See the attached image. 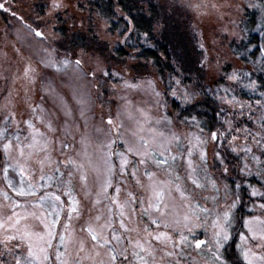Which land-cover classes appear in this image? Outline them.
<instances>
[{
	"label": "snow or ice",
	"instance_id": "obj_1",
	"mask_svg": "<svg viewBox=\"0 0 264 264\" xmlns=\"http://www.w3.org/2000/svg\"><path fill=\"white\" fill-rule=\"evenodd\" d=\"M184 7L197 13L211 9L222 19L225 14L220 10L224 7L229 10L235 8L239 12L243 7L257 5L186 0ZM67 8L64 0H47L42 9L44 15H38L37 20L48 31L33 28L31 24L24 26L42 41H56L60 38V25L65 22L61 13ZM0 9L7 11L2 3ZM261 10L264 12V6ZM19 19L23 20L22 17ZM144 35L147 40L148 34ZM120 36L127 41V33L121 32ZM44 51L48 55L42 61L46 68L60 73L73 63L77 69L81 67L80 59L58 60L54 56L56 49L49 51L45 48ZM261 52L264 53V45ZM98 74L123 80L119 72L101 67L99 61L86 75L95 79ZM38 79L45 94L41 95L40 103L28 104V119L17 120L16 113L9 109L8 104L4 105L6 114L0 116V150L4 157L0 165L4 181V187L0 188V264H183L185 260L192 259L189 249L200 252L207 249L210 262L205 264H227L221 250L232 239L230 229L240 196L227 183L223 185L224 196H219L221 187L208 174L207 153L200 150L207 140L202 138L203 128H199L195 117L192 121L199 128V134L182 135L175 131L173 119L165 114L167 104L160 99L169 93L157 91L153 82L148 81L154 97L153 107L130 108V102L126 101L123 113L118 112L117 116L126 117L127 127L123 121L114 123L109 117L107 128L95 127L90 133L88 99L78 86L70 85L67 94L58 93L51 84L43 82L45 78L40 77L30 63H26L22 71L18 70L13 84L22 82L27 98L30 92H34ZM227 79L239 82L241 76L234 71ZM174 82L177 87L171 89L172 97L183 102L194 98V93L182 85L181 79L174 78ZM122 87L139 88L140 84L124 81ZM244 87L255 90L257 84L250 80ZM228 91L224 89L225 94ZM260 95L264 97V92ZM46 99L51 101V109L44 107ZM220 99L238 110L241 116L247 109V119L258 125L253 132L247 127L235 128L231 120H225L228 127L224 132L210 133L212 141L225 139L232 132L243 133L240 151L244 154V163L240 172L252 175L250 165L264 168V99L256 100L255 109L251 103L242 102L235 96ZM80 121L83 122V131ZM181 123H188V118ZM193 138L195 144L192 143ZM237 139L238 135H231L229 144ZM196 150H200L199 163L192 159ZM231 150L236 152L237 148L232 147ZM256 151L260 154L256 155ZM214 159L224 165L219 152L214 154ZM34 164L39 166L38 184L34 182ZM10 171L19 177L18 181L9 178ZM228 171L226 166L223 167L222 175ZM256 174L264 176V171L258 168ZM129 181L134 182L144 195L137 196L130 190ZM76 183L84 199L97 210L94 216L90 215L81 224L79 233L72 226L74 219L82 218L81 201L74 195ZM53 187L60 194L51 191ZM234 187L240 189L241 185L235 184ZM261 188L264 189V184ZM209 189L212 194L201 197L200 193ZM250 195L264 200V191L254 186ZM62 196L67 197V206ZM201 199L205 202L211 200L213 207L201 204ZM258 207L262 215L243 218L244 231L238 233L236 248L244 264H264V202ZM61 213L66 216V222L61 220ZM49 216L52 217L51 222L47 221ZM32 220L39 221L43 229L36 231L30 223ZM57 225L63 230H58ZM209 225L211 236L196 238L195 230L203 228L207 235ZM132 233L136 234V239L132 238Z\"/></svg>",
	"mask_w": 264,
	"mask_h": 264
},
{
	"label": "rangeland",
	"instance_id": "obj_2",
	"mask_svg": "<svg viewBox=\"0 0 264 264\" xmlns=\"http://www.w3.org/2000/svg\"><path fill=\"white\" fill-rule=\"evenodd\" d=\"M161 1V0H160ZM165 6H169L170 9H175L178 14H182L184 18L190 23L189 27L192 32L196 34L197 41L202 47V75H204V81L208 87V93L212 98L218 99L231 114L236 115L239 118V128H249L255 132L258 128L257 124H253L247 119V109H245V115L241 116L239 111L225 104L220 97L231 98L235 96L238 100L251 103L253 108H256V100L264 99L261 97V93L264 92L260 89V83L257 82L255 75L264 71V53L261 52V46L264 45V12L261 10V6H264V0H212L217 4H228L238 3L247 5L249 3L257 5V7H243L239 12L233 8L229 10L227 7L222 8L220 11L223 12L224 18H220V14L212 11L211 9H202L200 13H197L191 9L184 7L186 0H162ZM68 5L67 11L61 13V19L65 22L60 25L59 36L60 38L56 41H42L39 37H35L30 34L28 29L25 28V24H31L33 28H39L41 31L47 32L48 29L42 23L37 20V16H43L45 4L47 0H0V3L4 4V8L0 9V116L5 113L4 105L8 104L9 109L16 113L17 120H25L29 118L28 104L40 103L41 95L45 92L41 88V80L38 79L35 85L34 92H30L29 96L25 98L22 82L17 81L13 84L14 75L17 74L18 70L22 71L26 63H30L33 68L39 73L40 77H44L45 84H51L58 93L67 94L70 91L71 86H78L80 90L86 94L88 99L87 105V116L89 119V129L91 133L95 127L107 128L106 121L109 117L113 119L114 123L123 121L125 127L128 126V121L125 116L121 115L119 118L117 113H123L126 101L130 102L131 107H153V95L152 91L148 86V81H152L156 90L165 93L162 95L161 100L167 104L165 114L169 115L175 124L174 130L183 134L196 133L199 134V128L195 123H192V118L188 119V123H181L184 119L179 118V112L173 109V102L176 101L180 108H186L188 104H192L195 99L196 93L192 86L191 81L188 79H182V77H172L170 80L165 82L158 74L156 68L153 67L152 62L139 60L133 56V51L128 49L131 40L129 39L130 32H128V39L125 42L124 37H120L121 30H112V21L104 18L98 11H95L94 5L95 0H64ZM199 2V0H197ZM169 9V10H170ZM177 10V11H176ZM256 12V23L253 33L258 36V44L250 46V52L255 48H259V55L254 61V65L247 64L245 61H241L239 56L235 55V47L241 44L242 41L247 40V28L246 21L250 12ZM15 13V15H13ZM206 13V14H205ZM20 17L23 20L19 19ZM120 19H115L113 22H119ZM126 23L127 20L125 19ZM230 21H235L232 24ZM120 23V22H119ZM121 28L124 27V23H121ZM261 25V27H258ZM120 29V28H119ZM226 30V31H225ZM232 33H236L233 36ZM75 38L84 39L87 43V47L75 46L71 44ZM119 41V42H117ZM144 44L149 47V44ZM126 47V51H129L128 55L118 57L115 50L120 47ZM45 48L56 49L54 56L56 59L67 58L75 61L80 59L82 61L80 69H77L73 64L58 73L52 68H46L42 63L43 60L48 58L47 53L44 51ZM19 49V52L16 50ZM117 49V50H118ZM97 61L100 62L101 67L107 68L111 72H119L123 77L121 80L117 76L103 77L99 74L95 79L91 78L90 71L97 66ZM236 72L241 76L239 82L230 81L227 79L228 75ZM248 75L245 76L244 74ZM7 77V79H5ZM174 78L182 80V85L188 86L189 90L194 93V98L188 102H183L180 99L172 97L170 91L176 88L177 85L174 82ZM190 80V79H189ZM250 80L255 81L257 87L255 90L244 87ZM124 81L129 83H139V88H123ZM113 85L116 87L113 88ZM227 88L229 91L225 94L224 89ZM5 89L8 91L6 92ZM243 91L247 92V97H243ZM8 92L11 95H8ZM5 97H8L7 100ZM126 98V99H122ZM45 108L51 109L52 104L50 100L45 101ZM155 115V110H153ZM232 115V116H233ZM81 123V130L83 131V122ZM236 128V124L233 125ZM23 128L24 126L21 125ZM231 135H238V139L229 144ZM223 140L225 147L232 148L236 147V153L240 156L241 165L243 167L244 160L242 159L243 153L240 151L241 146L244 142V134L232 132ZM203 139L207 140L204 145L203 151L207 153L208 162V174L211 178L215 179L218 185L221 187L219 196H224L223 185L227 183L229 173L222 175L224 165H221L218 160L214 159V154L217 152V145H221V140L212 141L210 133L203 131ZM186 143V141H185ZM195 144V139L192 141ZM196 150L193 153V162L199 163V151ZM255 151V148H254ZM260 153L256 151V155ZM56 157L53 156V159ZM264 159V157H262ZM4 157L2 150H0V165L3 164ZM252 167V175L245 174V177L249 181L250 178H254L258 183L248 184L251 192V187L254 186L261 191V185L264 184V176L256 174L257 169L264 171L259 165H250ZM35 169L34 182L39 183V166L33 165ZM47 172L48 169H45ZM9 178L14 182L18 181L19 177L10 171ZM257 184V185H256ZM4 187V181L2 173H0V188ZM129 189L134 191L137 196L144 195L141 190L135 187L134 182L129 181ZM57 194H60L59 190L55 187L51 189ZM111 191V190H110ZM40 194H43L42 192ZM211 190L200 193L201 197L211 195ZM77 199L81 201V214L80 220H73L72 226L76 232L79 233L81 224L96 214V209L93 207L89 200L84 199L83 194L79 191V184L76 183V191L74 193ZM62 200L65 201L67 206V197L62 196ZM123 193H121V199H123ZM2 199V198H0ZM256 199H261L256 197ZM23 203V199H21ZM223 204V199H221ZM263 200H257L256 203L248 208L252 215H262V210L259 209L258 205ZM201 204H207L208 207H213L211 200L205 202L203 199L200 200ZM51 211V209H48ZM139 211V209H137ZM235 212V210H234ZM234 217V213H233ZM248 217V216H247ZM246 217V218H247ZM52 217H47V221L51 222ZM61 220L66 222V216L61 213ZM34 225L36 231H41L43 225L36 220L30 221ZM146 223V221H145ZM235 225V217L233 218L232 228L230 229L233 236V227ZM130 227L132 225H129ZM57 229L62 231V227L57 225ZM153 230V229H150ZM163 231V229H161ZM244 231V229H243ZM212 228L209 225L207 229V235L203 228L195 230L194 235L198 239H206L211 236ZM132 238L136 239V234L132 233ZM191 239V237H190ZM239 242V236H238ZM223 249L221 250L222 253ZM191 260H185L183 264H205L206 261L210 262L207 249L203 252L198 250L189 249ZM223 257V255H222ZM54 258V257H53ZM224 259V258H223ZM225 260V259H224Z\"/></svg>",
	"mask_w": 264,
	"mask_h": 264
},
{
	"label": "trees",
	"instance_id": "obj_3",
	"mask_svg": "<svg viewBox=\"0 0 264 264\" xmlns=\"http://www.w3.org/2000/svg\"><path fill=\"white\" fill-rule=\"evenodd\" d=\"M95 1V11L112 21V30L122 29L121 32L128 34V29H132L131 36H129L131 42L127 48L133 51L135 58L152 62L153 67L156 68L164 82L174 76L192 82L196 93L192 104L179 109L180 105L176 101L172 103L173 109L179 112L180 119L195 117L196 121H199L200 128L208 133L212 131L224 132L228 127L224 123L225 120H231L232 124H236V128H239V118L231 114L218 99L212 98L208 93V87L205 84L204 75H202V72H204L201 67L202 47L197 41L196 34L189 27L188 24L190 23L182 14H178L177 10L175 12V9H170L167 5L165 6L162 0ZM247 16L246 31L248 38L235 47V55L239 56L241 61L247 62L248 65H254L255 59L259 55V48H255L250 52V46L258 44V36L253 33L256 12L252 11ZM117 18L120 19L118 20L120 23L113 22ZM121 23H124L123 28H121ZM145 33L148 34L147 40L145 39ZM144 41L149 44V47L144 44ZM71 44L87 47L85 38H75ZM127 48L123 46L117 48L118 50H115L116 55L118 57L128 55ZM255 77L257 82L260 83V89L264 91V75L259 73ZM246 93V91H243L242 96L247 97ZM222 109H225V111L222 112ZM192 123L194 122L192 121ZM223 140L221 145H217L216 149L220 156L224 158V166L229 170L227 184L232 186L233 190L238 193L240 201L237 203L234 212L233 236L226 243L222 255L227 264H234L237 261L239 264H244L240 258L239 250L236 248L238 233L243 231L242 219L252 215L248 208L257 200L262 201V199H256V197L250 195L247 182L253 184H259V182L254 178L247 181L245 174L240 172L242 168L240 156L230 148L225 147ZM235 184H240V189H235Z\"/></svg>",
	"mask_w": 264,
	"mask_h": 264
}]
</instances>
